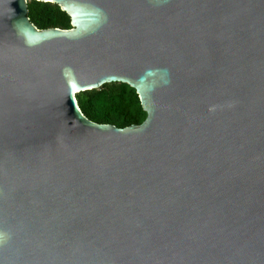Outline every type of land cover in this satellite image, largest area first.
Segmentation results:
<instances>
[{
  "label": "water",
  "instance_id": "1",
  "mask_svg": "<svg viewBox=\"0 0 264 264\" xmlns=\"http://www.w3.org/2000/svg\"><path fill=\"white\" fill-rule=\"evenodd\" d=\"M0 0V264H264V0ZM124 82L144 122L77 94Z\"/></svg>",
  "mask_w": 264,
  "mask_h": 264
},
{
  "label": "trees",
  "instance_id": "2",
  "mask_svg": "<svg viewBox=\"0 0 264 264\" xmlns=\"http://www.w3.org/2000/svg\"><path fill=\"white\" fill-rule=\"evenodd\" d=\"M28 16L38 28L71 27L70 16L57 3L28 0ZM77 99L83 113L100 124L125 128L139 125L146 118L136 89L124 82L79 92Z\"/></svg>",
  "mask_w": 264,
  "mask_h": 264
}]
</instances>
